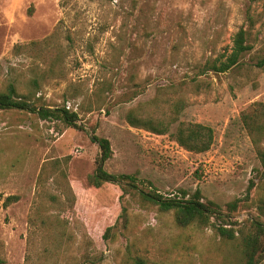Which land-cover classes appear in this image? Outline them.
Segmentation results:
<instances>
[{"label":"rangeland","instance_id":"374dc122","mask_svg":"<svg viewBox=\"0 0 264 264\" xmlns=\"http://www.w3.org/2000/svg\"><path fill=\"white\" fill-rule=\"evenodd\" d=\"M241 28L252 48L240 64L202 74ZM262 60L264 0H0V92L78 114L72 127L0 109L2 264H245V237L264 227V167L245 125L264 104ZM166 99L188 103L168 133L129 123L133 110L167 117ZM182 122L212 127L211 149L182 147ZM95 136L111 142L104 168L134 183L91 184ZM197 190L208 225L180 226L145 196Z\"/></svg>","mask_w":264,"mask_h":264},{"label":"trees","instance_id":"16d2710c","mask_svg":"<svg viewBox=\"0 0 264 264\" xmlns=\"http://www.w3.org/2000/svg\"><path fill=\"white\" fill-rule=\"evenodd\" d=\"M258 2L261 0H251ZM251 20V17H249ZM251 45L248 43V31L241 28L234 36V44L229 54H223L221 57L212 62L206 63L202 68V74L209 71L216 73H225L240 64L244 55L251 50ZM260 66H264V60L260 61ZM157 100H154L155 104ZM165 104L169 110L167 117L153 118L142 117L137 114L136 110L130 111L127 115L128 121L132 126L143 127L157 134H166L169 132L172 124L178 121L182 111L188 106V103L183 99H166ZM259 110L252 116H245V125L250 130L253 138V143L258 149L259 158L264 167V148L262 149V141L264 140V104H259ZM0 109L1 110H21L37 114L43 120L57 119L66 123L68 126L78 127V114L73 112L67 106L63 107H45L37 106L28 99L17 97L16 90L13 85H10L8 91L0 92ZM174 139L185 149L203 153L211 149L214 143V129L203 123L182 122L179 124L176 132L173 134ZM98 143L101 153L97 159V169L90 175L91 184L98 188L106 182L126 181L135 182V177L128 174H111L103 166L113 151L111 142L104 137H93ZM44 170V167H43ZM147 200L158 205L163 211H174L175 219L178 225L188 226L191 224L208 225L214 209L211 207L212 202L205 203L199 190L188 199L171 197L165 198L159 193L153 192L145 194ZM19 200L18 196H9L6 203H11ZM213 212V213H212ZM217 231L223 237L232 239L235 233L232 229L224 226H218ZM244 257L245 264H259L264 258V227L258 225L257 233L254 236H246L244 239ZM0 264L2 260L0 259Z\"/></svg>","mask_w":264,"mask_h":264},{"label":"built area","instance_id":"2783aa9c","mask_svg":"<svg viewBox=\"0 0 264 264\" xmlns=\"http://www.w3.org/2000/svg\"><path fill=\"white\" fill-rule=\"evenodd\" d=\"M68 108H70V105H69V107Z\"/></svg>","mask_w":264,"mask_h":264}]
</instances>
